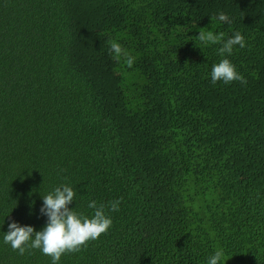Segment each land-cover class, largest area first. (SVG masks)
I'll use <instances>...</instances> for the list:
<instances>
[{
	"label": "trees",
	"instance_id": "16d2710c",
	"mask_svg": "<svg viewBox=\"0 0 264 264\" xmlns=\"http://www.w3.org/2000/svg\"><path fill=\"white\" fill-rule=\"evenodd\" d=\"M201 28L243 35L246 83H212ZM62 184L113 223L59 264H264V0H0V264H51L3 237Z\"/></svg>",
	"mask_w": 264,
	"mask_h": 264
},
{
	"label": "clouds",
	"instance_id": "9594fccd",
	"mask_svg": "<svg viewBox=\"0 0 264 264\" xmlns=\"http://www.w3.org/2000/svg\"><path fill=\"white\" fill-rule=\"evenodd\" d=\"M221 22L231 23L227 14L221 12L216 17ZM223 32L214 33L212 30H199L196 38L203 44H220L217 54L222 59L212 65L211 81L213 84L222 81L229 84L233 81L246 83L242 74L238 73L235 65L227 58L233 48L246 46L245 39L239 31L225 40ZM109 51L119 62L121 57L128 67H132L135 57L113 39H109ZM187 63V62H186ZM76 193L68 184L55 187L52 191L42 195L43 205L40 213L47 217L46 225L36 231L32 226H21L12 221L8 224V231L4 233V243L10 244L14 251L23 255L26 250L39 249L51 258V264H59L62 255L75 253L85 248L89 242L97 240L106 234L112 226V218L105 213V205H97L95 200L89 202L88 207L94 209L91 216H87L70 208ZM120 200L110 202V210L119 211ZM224 256L223 249H217L207 259V264H219Z\"/></svg>",
	"mask_w": 264,
	"mask_h": 264
}]
</instances>
